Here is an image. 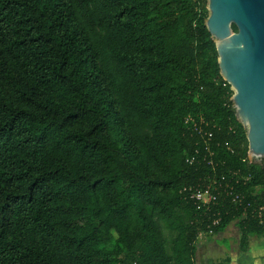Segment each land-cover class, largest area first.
I'll return each mask as SVG.
<instances>
[{"label": "trees", "instance_id": "1", "mask_svg": "<svg viewBox=\"0 0 264 264\" xmlns=\"http://www.w3.org/2000/svg\"><path fill=\"white\" fill-rule=\"evenodd\" d=\"M207 16V0H0V264H197L200 235L232 222L241 254L264 239V159ZM208 186L198 208L189 188Z\"/></svg>", "mask_w": 264, "mask_h": 264}, {"label": "water", "instance_id": "2", "mask_svg": "<svg viewBox=\"0 0 264 264\" xmlns=\"http://www.w3.org/2000/svg\"><path fill=\"white\" fill-rule=\"evenodd\" d=\"M207 10L205 24L216 43L220 73L233 90L237 119L246 129L248 156L262 160L264 0H207Z\"/></svg>", "mask_w": 264, "mask_h": 264}, {"label": "rangeland", "instance_id": "3", "mask_svg": "<svg viewBox=\"0 0 264 264\" xmlns=\"http://www.w3.org/2000/svg\"><path fill=\"white\" fill-rule=\"evenodd\" d=\"M253 160L261 162L260 159L256 158H253ZM238 241L239 232L234 222H232L224 232L212 236L201 234L198 242V263L200 261L201 264L205 262L211 264L210 262L214 263L217 257L239 255ZM261 242H264V239L252 237L250 244H257L259 246Z\"/></svg>", "mask_w": 264, "mask_h": 264}, {"label": "crops", "instance_id": "4", "mask_svg": "<svg viewBox=\"0 0 264 264\" xmlns=\"http://www.w3.org/2000/svg\"><path fill=\"white\" fill-rule=\"evenodd\" d=\"M229 225L226 229H228ZM224 232V231H223ZM261 244V246H260ZM248 251L244 254L239 253V255H226L223 258L230 256L232 258L231 261L224 263V264H264V242L259 243V246L257 244H250ZM198 256V252H197ZM222 258V257H220ZM219 259V257H217ZM217 261V260H216ZM215 261V262H216ZM210 262L211 264H215ZM209 262H205L203 264H208ZM197 264H201L200 261Z\"/></svg>", "mask_w": 264, "mask_h": 264}, {"label": "built area", "instance_id": "5", "mask_svg": "<svg viewBox=\"0 0 264 264\" xmlns=\"http://www.w3.org/2000/svg\"><path fill=\"white\" fill-rule=\"evenodd\" d=\"M193 159H191L192 161ZM191 197L194 198L198 202V208H201L204 205H208L210 203H214L217 201L218 196L217 194L213 193L211 187L208 186L206 189H193L192 187L189 188ZM259 212L264 213V204L260 206ZM216 220L214 223H217Z\"/></svg>", "mask_w": 264, "mask_h": 264}]
</instances>
